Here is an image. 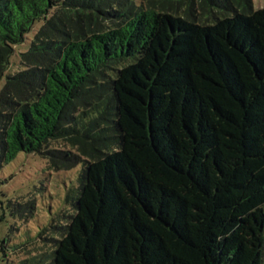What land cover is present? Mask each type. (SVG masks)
<instances>
[{
  "label": "trees",
  "instance_id": "trees-1",
  "mask_svg": "<svg viewBox=\"0 0 264 264\" xmlns=\"http://www.w3.org/2000/svg\"><path fill=\"white\" fill-rule=\"evenodd\" d=\"M3 79L0 169L82 165L9 264H264V7L0 0Z\"/></svg>",
  "mask_w": 264,
  "mask_h": 264
},
{
  "label": "rangeland",
  "instance_id": "rangeland-1",
  "mask_svg": "<svg viewBox=\"0 0 264 264\" xmlns=\"http://www.w3.org/2000/svg\"><path fill=\"white\" fill-rule=\"evenodd\" d=\"M176 7L182 12L185 5L177 4ZM260 7H264V0H253V8ZM29 42L27 40L19 46L18 52L25 50ZM18 60L19 56H16L11 71L16 69ZM4 82L5 79L0 83V89ZM81 166L79 164L71 170H52L45 158L27 152H20L14 160L5 164L0 169V239H5L10 247H15L35 236L56 214L59 206L65 203L66 189L77 183ZM28 196L37 198L38 209L30 217L31 213L26 207V216L21 217L15 207L23 197L27 199ZM23 254L9 251L5 257L0 250V264H9L7 258L14 260Z\"/></svg>",
  "mask_w": 264,
  "mask_h": 264
}]
</instances>
